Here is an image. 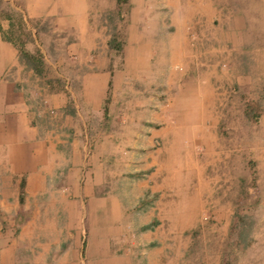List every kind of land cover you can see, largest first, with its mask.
Returning a JSON list of instances; mask_svg holds the SVG:
<instances>
[{
	"label": "rangeland",
	"instance_id": "rangeland-1",
	"mask_svg": "<svg viewBox=\"0 0 264 264\" xmlns=\"http://www.w3.org/2000/svg\"><path fill=\"white\" fill-rule=\"evenodd\" d=\"M52 1L53 8L62 16L68 11L79 14L82 7L86 8L95 30L96 47L98 50L105 47L107 54L118 65L121 60L120 45L124 43L129 28H132L130 36H135V29L144 20L151 26L150 29L160 28L155 32V39H161L163 34L166 38L179 28L180 20H174V5L166 0H126L120 3L117 0ZM180 1H177L179 7L188 6L184 0ZM210 1L215 6L216 15L206 18V14L210 13L201 2V9L207 11L206 14L192 17L183 25L187 37L186 48L182 51L183 61L170 64L171 70L178 72L184 67L182 62L191 63L187 60L188 53L194 67L197 66V72L192 73L196 80L191 81L186 75H170L176 82L171 81V86H166L167 92L160 98L164 110L160 120L163 118L164 121L154 123L158 127L166 124L169 128L178 121H185V127L178 123V134L182 142H188L190 138L198 141L194 157L201 160L200 177L196 178L199 172L191 169L192 153L187 147L183 155L186 159L165 165L170 173L164 168L157 171L155 166L147 170V174L153 173L149 184L156 181L159 185L152 195L144 196L141 202L130 197L127 193H130L129 184L134 174L120 166L123 165L122 156L115 158L117 167L114 170L107 161L108 157L104 158L102 168H99L97 161L101 157L96 152L98 146L93 132L104 131L110 122V116L101 113V116L83 122L87 135L83 138L82 134L81 138L84 142L89 141V146H86L85 156H80L83 160L77 166L76 179L77 185L83 189L77 194L68 190L52 194L55 202L65 205V210L62 216L57 218V214L61 215L57 212L50 220L62 219L64 225L70 226L76 221L82 224L85 231L89 229L90 234L95 229L94 221L101 220L103 226H96V230H102L106 239L115 237V240H121L119 245L122 247L118 253L124 254L129 242L128 238L122 237L123 233L119 234L118 224L121 225L132 206L138 207L144 201L153 210L149 211V222L139 227V231L156 232L159 244L167 255V263L264 264V2ZM8 6L7 0H0V13L4 9L8 11ZM144 10L150 15L147 18ZM157 14L161 17L157 18ZM50 24L52 20L49 18L33 24L39 32V47L27 43L33 39L25 29L15 27V38L19 36L26 43V53L18 55L21 88L32 107L42 109L43 120L54 124L56 121L49 118L53 117L56 108L42 97L50 92L53 96L63 93L68 83L77 86L83 70H91V54L96 50L83 59L85 65V61L79 64L77 52L67 47L69 42H74V33L60 28L51 31L53 27ZM159 32H162L161 36ZM72 47L76 48V45ZM166 48L163 54L168 53ZM139 55L138 59H134L133 69L146 68L144 66L153 61L164 64L163 59H154V55H149L145 61L142 51ZM188 67L192 71L190 65ZM150 78L153 77L150 75ZM150 86L153 88L152 84ZM133 89L143 91L138 84H134ZM133 89L123 101L128 107L122 108L121 104L114 103L113 112L118 119L136 105L138 93ZM144 92L146 90L142 94ZM190 96H196V99ZM74 110L69 106L62 112L60 109L58 115L62 114L66 122L72 121ZM81 138H78L79 142ZM124 160L125 167L132 164L128 155ZM164 176L169 177L165 180L166 185L162 183ZM68 182L71 185L76 183L75 179H68ZM197 187L200 193L203 192L200 196L194 193ZM198 196L200 204L196 206ZM4 197L11 198V195L0 193V198ZM45 197L40 198L46 201ZM109 198L115 200L124 213L116 214ZM16 201H25V195L19 194ZM74 206L78 209L75 217L71 212ZM99 206L105 210L102 212ZM186 217L183 227L175 225V222L182 223Z\"/></svg>",
	"mask_w": 264,
	"mask_h": 264
},
{
	"label": "crops",
	"instance_id": "crops-1",
	"mask_svg": "<svg viewBox=\"0 0 264 264\" xmlns=\"http://www.w3.org/2000/svg\"><path fill=\"white\" fill-rule=\"evenodd\" d=\"M7 1L8 11L4 9L0 13V193L9 194L11 198H0V264H171L167 263V255L159 244L156 232L139 231V227L149 222V211L153 210L143 203L144 201L138 207L132 206L121 225L118 224L119 234L123 233L122 237L128 238L129 242L128 246L126 245L127 252L119 254L121 240H115V237L106 239L101 233L102 230H96V226H103L101 220L94 221V238L89 229L84 230L81 223L74 221L70 226L64 225L62 219L50 220L57 212L61 213L56 215L57 218L62 216V211L65 210V205L55 202L52 194L66 190L77 194L83 189L77 185L76 180L77 166L83 160L80 156H85L86 146H89V141L84 142L81 138L82 134L83 138L87 135L83 122L90 121L94 116H101V113L110 116V122L108 121L109 125L104 131L93 132L98 146L96 152L101 157L100 160L95 158L98 159L99 168H102L104 158L108 157L107 161L114 170V167H117L115 158L122 156L123 165L120 166L134 174L129 184L130 193H127L130 197L141 202L144 196L152 195L159 185L156 181L149 184L153 173L147 174V170L150 166H155L157 171L164 168L163 170L170 173L165 165H173L186 159L183 155L187 147H190L192 153L191 169L199 172L196 178L200 177L201 160L194 157V148L198 141L190 138L188 142H182L178 134V123L185 127V121H178L169 128L166 124L158 127L154 123L164 121L163 118L160 120L164 113L160 98L167 92L166 86L176 82L170 75H186L191 81L196 80L195 74L192 73L197 72V66L194 67L187 52V60H191V63L182 62L184 67L176 73L171 70L170 64L178 60L183 61L182 51L187 43L183 25L192 17L198 18L206 14L207 11L201 9V2L210 13L206 14V18L216 15L212 1L184 0L188 6L179 7L178 0H166L174 5V20H180L179 28L166 38L163 34L161 39H155V32L160 28L150 29L151 26L144 20L142 25L135 29V36H130L132 28H129L124 43L120 45L119 65L107 54L105 47L99 50L98 46L96 47L95 30L86 8L82 7L79 14L68 11L62 16L56 12L55 7L53 8L52 0ZM143 13L146 18L150 16L148 11L144 10ZM157 15V18L161 17L160 14ZM45 18L52 20L51 31L60 28L74 33V42H69L67 47L77 52L79 64L96 50L91 54V70H83L77 86L67 82L68 87L64 86L63 93H55L53 96L50 92L42 97L56 108L53 117L49 118L56 121L54 124L43 120L42 109L34 105L32 107L21 88L22 76L18 55L26 53V43L19 36L15 38V27L19 30L25 29L33 39L27 43L39 47V32L37 33L33 24L42 22ZM133 24L134 21L132 26ZM128 27H131L130 23ZM159 33L161 36L162 32ZM73 44L76 48L72 47ZM166 46L169 51L163 54ZM141 51L144 61L149 55H154V59H163L164 64L153 61L145 65L146 68L133 69L134 59L140 57ZM131 60L133 62H130ZM85 64L86 61L83 62V65ZM189 65L192 71L189 70ZM150 75L153 78H150ZM165 80L168 81L164 83ZM134 84H138L139 88L146 92H137L138 90L133 89ZM151 84L153 88L149 87ZM132 89L138 93L137 100L135 98L136 105L129 113L125 112L124 117L118 119L113 112L114 103L121 104L122 108L128 107L123 101ZM190 98L196 99V96ZM69 106L75 109V116L72 121L66 122L58 112ZM78 138L83 142H79ZM127 155L132 164L125 167L124 158ZM167 178L169 177H163L164 185ZM68 179H75L76 183L71 185ZM199 190L197 187L194 193L200 196L203 192L200 193ZM19 194L25 195V201H16ZM41 196H46V201H43ZM109 201L116 214L122 212L115 200L109 198ZM74 207L71 212L75 217L78 209L77 206ZM99 209L102 212L105 210L101 206ZM186 221L187 217L182 223L175 222V225L181 228ZM118 225L115 227L119 230Z\"/></svg>",
	"mask_w": 264,
	"mask_h": 264
},
{
	"label": "trees",
	"instance_id": "trees-1",
	"mask_svg": "<svg viewBox=\"0 0 264 264\" xmlns=\"http://www.w3.org/2000/svg\"><path fill=\"white\" fill-rule=\"evenodd\" d=\"M118 1V3H120V2H123V1H126V0H117Z\"/></svg>",
	"mask_w": 264,
	"mask_h": 264
}]
</instances>
